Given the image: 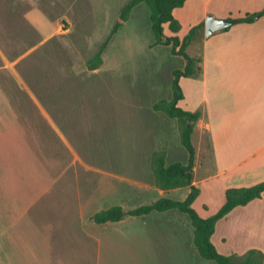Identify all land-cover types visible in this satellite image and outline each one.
<instances>
[{"label": "crops", "instance_id": "crops-1", "mask_svg": "<svg viewBox=\"0 0 264 264\" xmlns=\"http://www.w3.org/2000/svg\"><path fill=\"white\" fill-rule=\"evenodd\" d=\"M129 1L0 0V264H216L201 257L189 217L176 210L93 221L115 206L190 193L155 182V152L169 165L189 161L177 120L154 109L172 99L186 59L152 46L155 37L147 54L135 53L151 27L148 6L133 9L103 63L89 68ZM263 9L264 0H187L174 10L181 30L165 25L166 37L183 39L184 27L204 24L187 47L201 73L180 79L179 106L202 113L194 207L205 218L228 188L264 181V15L211 36L206 20ZM211 240L224 255L264 254V192L219 220Z\"/></svg>", "mask_w": 264, "mask_h": 264}, {"label": "trees", "instance_id": "trees-1", "mask_svg": "<svg viewBox=\"0 0 264 264\" xmlns=\"http://www.w3.org/2000/svg\"><path fill=\"white\" fill-rule=\"evenodd\" d=\"M187 0H130L121 10L120 19L113 28L109 38L105 41L98 53L89 61V68L96 69L103 63V53L110 44L112 38L121 27L130 19L133 9L141 3H145L150 9L151 28L155 37L152 46H171L173 55H181L186 59V66L183 70L174 71L173 97L171 100L163 99L154 104L156 111L163 112L178 122L183 146L189 153L187 164L176 162L167 164L164 152H155L152 157V168L155 182L163 190H172L183 187H190V193L185 200H175L170 197H162L157 201L140 206L132 210H125L121 206H115L98 212L93 216V221L99 224L118 222L129 216H147L153 212H167L176 210L186 214L194 228V245L202 258L216 264H264V254L257 249H251L247 253L238 255H224L220 253L212 242L211 238L216 230L219 220L229 214L238 206H244L251 201L261 198L264 192V181L241 188H228L226 190V201L222 207L213 215L202 217L195 209L194 203L200 195V188L194 185V168L196 159V147L193 142L196 124L202 116L200 111H187L179 106L184 99V91L180 85L182 77H195L201 73V60L191 57L187 47L204 24L193 27L190 32L181 39L179 36H165V25L173 33L181 30L180 22L174 16L176 8L183 7ZM264 9L256 14H250L243 18L236 19V23H251L257 16H263Z\"/></svg>", "mask_w": 264, "mask_h": 264}, {"label": "rangeland", "instance_id": "rangeland-1", "mask_svg": "<svg viewBox=\"0 0 264 264\" xmlns=\"http://www.w3.org/2000/svg\"><path fill=\"white\" fill-rule=\"evenodd\" d=\"M142 4H143V6H146L147 7V5L145 3H142ZM190 30H191L190 28L184 27V29L181 31L180 34L183 35V36H186L190 32ZM151 38H154L153 32L151 30V27H149L148 30H146V31H142V33L140 35V38L137 39V41H136V43L134 45L135 53L138 54V55L139 54H144V53L147 54L148 52L145 49V46L144 45H145V42L148 41V40H150ZM190 52H192V47H190L189 53ZM206 138H207V135L206 134H203L202 135V143L204 145H206V143H207L206 142ZM195 143H196V140H195ZM198 177H199V173H198ZM210 206H211L212 209H214L216 207V202L213 203V201H212V203H211ZM183 215H185V214H183ZM185 216H187V215H185Z\"/></svg>", "mask_w": 264, "mask_h": 264}, {"label": "water", "instance_id": "water-1", "mask_svg": "<svg viewBox=\"0 0 264 264\" xmlns=\"http://www.w3.org/2000/svg\"><path fill=\"white\" fill-rule=\"evenodd\" d=\"M236 23L231 19H218L212 15H209L206 20V35L211 36L213 33L221 30L228 29Z\"/></svg>", "mask_w": 264, "mask_h": 264}]
</instances>
